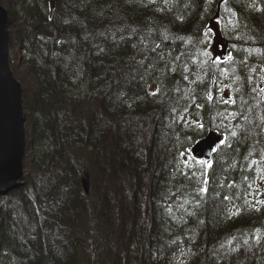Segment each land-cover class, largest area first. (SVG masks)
<instances>
[{
    "label": "trees",
    "instance_id": "obj_1",
    "mask_svg": "<svg viewBox=\"0 0 264 264\" xmlns=\"http://www.w3.org/2000/svg\"><path fill=\"white\" fill-rule=\"evenodd\" d=\"M36 2L50 12L35 13ZM0 3L9 25L25 20L10 63L33 82L24 97L30 166L2 194L28 200L0 216V227L10 223L0 264H264V0ZM216 27L226 58L210 47ZM213 123L223 139L207 162L191 149ZM152 126L156 147L144 160ZM121 207L117 229L100 235ZM39 210L87 229L85 248L55 243L46 216L36 237H11L33 228ZM75 231L67 243L82 239Z\"/></svg>",
    "mask_w": 264,
    "mask_h": 264
},
{
    "label": "water",
    "instance_id": "obj_2",
    "mask_svg": "<svg viewBox=\"0 0 264 264\" xmlns=\"http://www.w3.org/2000/svg\"><path fill=\"white\" fill-rule=\"evenodd\" d=\"M51 6H55V1H52ZM10 42L9 13L0 3V195L22 183L27 153L22 83L12 72ZM227 50L226 47L224 56L227 55ZM222 139L221 133L210 130L194 143L191 149L193 155L201 160L211 161Z\"/></svg>",
    "mask_w": 264,
    "mask_h": 264
},
{
    "label": "rangeland",
    "instance_id": "obj_3",
    "mask_svg": "<svg viewBox=\"0 0 264 264\" xmlns=\"http://www.w3.org/2000/svg\"><path fill=\"white\" fill-rule=\"evenodd\" d=\"M4 5V4H3ZM33 6L36 8L35 9V13H40L41 15L43 14V13H48V12H50V10H51V7H49V8H47V6H45V5H37V2L36 3H34L33 4ZM7 8V7H6ZM54 8H55V6L52 8L53 10H54ZM9 11V10H8ZM20 15H22L23 14V12L21 11V9H19V12H18ZM25 18V17H24ZM26 19V18H25ZM34 20H35V18H33ZM36 21V20H35ZM22 23H24L25 24V20H16L13 24H10L9 25V31H10V38H11V42H10V53L11 52H13V53H15L16 52V49L18 50V48L20 47V44H19V42H20V40H17L16 41V37H19L20 35H21V33L22 32H20V30L21 31H23V26L22 25H24V24H22ZM214 30V32H215V35H214V37L212 38V42H211V44H210V47L213 49V50H215L216 51V53H218V55H221V53H222V51H223V49H224V42H223V33H222V30L219 28V27H216V28H214L213 29ZM15 34H16V36H15ZM15 55V54H14ZM26 66V65H25ZM13 70V69H12ZM14 72V71H13ZM14 76H15V74H14ZM16 77V76H15ZM17 78V77H16ZM31 78V77H30ZM18 79V78H17ZM19 80V79H18ZM20 81V80H19ZM21 83H22V88H23V94H24V97H25V95H27L28 94V92L26 93V87H27V89H28V87H31V85L33 84V82H28L27 84H24V82L21 80ZM219 90V88H217V91ZM29 95H27V97H28ZM198 105V104H197ZM25 106V105H24ZM197 107H201V105H198ZM91 114V116L94 114V110H91L90 109V111H89V109H88V114L87 115H81L79 118L80 119H84V118H89V115ZM189 119L191 120V123H194L195 124V127L197 128V129H200V127L201 126H199V125H197V124H199V121H200V119H199V116H198V112H196V110H194V112H192V114H190V116H189ZM27 127V126H26ZM210 129H213V130H216L217 132H219V130L217 129V127H216V125L213 123V124H210ZM148 131L144 134V136L142 137V139H141V143H142V145H139L141 148H142V155L144 156V160H146L147 159V154L149 153V151H150V149L152 150L153 148H155L156 147V144H153L155 141H154V135H153V126L152 127H149L148 129H147ZM28 131V130H27ZM208 133H209V131H208ZM207 133V134H208ZM206 134V135H207ZM145 139V140H144ZM156 140V139H155ZM144 141H147V143L146 142H144ZM145 145H146V147H145ZM109 151H112V150H109ZM114 152H112V154H113ZM110 152H109V154H105L103 157H102V160L100 161L98 158H92L91 159V161L93 162V163H95V161L98 163V161H100L101 162V164L104 162V163H109V162H106V160H110L111 159V156H110ZM108 157V158H107ZM28 167L26 168V169H29V166H30V163L27 165ZM93 167V166H92ZM95 170V169H94ZM129 172V171H128ZM94 174H95V178H97V172H96V170L94 171ZM26 176H24V179L22 180V181H25V178ZM132 182V181H131ZM74 183H75V181H74ZM19 186H20V184H19ZM19 186H17V187H15V188H13V189H16V188H19ZM62 186H64V185H62L61 183H60V185L58 186L57 184H55L53 187H48L47 189H45V191L44 192H42L43 194H42V197H41V200H43V201H45L44 199H43V197H45V194H47V192L48 191H51V190H54V194L55 193H58V190L59 189H61V188H63ZM65 187H66V185H65ZM124 187H128V186H124ZM124 189V188H123ZM128 190H130V192L128 193V192H126V196L123 194V199H125V200H127V198H130L131 197V195L133 194V190H131V189H128ZM127 190V191H128ZM15 193H16V191H15ZM15 193H13L12 195H10L9 197H7L6 199L4 198V195H0V205L2 206V207H0V216H2V214L5 216V215H7L8 213H11V216L12 215H17V214H20L21 213V207H23V205H24V203L28 200V199H23V193H20V194H18V195H16L15 196ZM67 193H68V191H67ZM16 198H15V197ZM30 196H32V191H31V193H29V197ZM61 197V196H60ZM58 197V201H59V203H62V202H64L63 200H65V198H63V197ZM22 199V200H21ZM50 200V199H49ZM120 200V199H119ZM121 201V200H120ZM37 203V202H36ZM19 206H18V205ZM31 204V203H30ZM132 204H136L135 202L134 203H132ZM125 205H126V207H129V206H133V205H131V204H129V203H125ZM135 206V205H134ZM25 207V206H24ZM100 208V207H99ZM50 210H52V211H54V212H56V209H54V208H51ZM123 210H125V207H121L120 208V210L118 211V214H115V213H110L111 215H114V218H113V222H110V223H107V225H104V232H101L100 233V235H102L103 233H105V232H107L108 230L110 231V230H114V229H117V227L119 226V222H117V220H118V218H120V214H121V212L123 211ZM47 212L50 214V212L48 211V209H47ZM123 212H126V210L125 211H123ZM39 213H43L41 210H39L38 211V213L37 214H39ZM49 214H47V213H45V214H42V215H39V216H36V213L34 212V213H32V215L34 216V223L31 221V223L29 224V225H33V228H26L25 229V233L24 232H22V233H20V234H16V235H11V237H14V236H17V237H20V238H22V239H24L25 241H27L28 239H29V237H36V235H38V232H40V229L42 228V224L39 222V217H41V216H43V217H45L46 216V218H49ZM50 223H51V232L53 233V235H54V242L56 243H58L60 246L61 245H63V246H65L66 248H69V247H71V246H73L74 244H77L78 242L79 243H83L81 246H79L77 249L79 250L81 247L82 248H85L84 246H85V242H84V239L89 235V233L87 234V229H86V231L84 230V233H82V230L81 229H78L76 226H75V224H74V222L73 221H71V222H63L62 221V219L61 218H57V217H51L50 216ZM129 220V219H128ZM119 221V220H118ZM9 225L10 223L9 222H7L6 221V225ZM6 225H4V226H2V227H0V232H2V231H6V235L8 236L9 235V232H8V230L5 228V226ZM28 226V225H27ZM58 226H60V227H63V229H68L70 232H71V234H69V235H67V236H69V238L67 237V236H62L61 238L58 236V234L55 232V228L57 227V229H58ZM62 229V228H61ZM61 229H58V231H60ZM75 229L78 231V232H81L80 234H79V236L80 237H82V239L81 240H76L75 242H73V243H67L66 241H68L69 239H71L72 237H74V234H76L77 232L75 231ZM36 233V234H35ZM85 234H87V235H85ZM0 235H1V233H0ZM100 239V238H99ZM97 242H98V239H97ZM97 244V243H96ZM97 247V251H98V246H96ZM109 253V252H108ZM186 254L187 255H189V253L188 252H186L185 250H182V251H180L179 253H178V256H177V260L178 261H182L183 260V258L186 256ZM98 255H99V257H101V255L99 254V252H98ZM52 256V254L51 253H45L44 254V258L45 257H51Z\"/></svg>",
    "mask_w": 264,
    "mask_h": 264
},
{
    "label": "bare ground",
    "instance_id": "obj_4",
    "mask_svg": "<svg viewBox=\"0 0 264 264\" xmlns=\"http://www.w3.org/2000/svg\"><path fill=\"white\" fill-rule=\"evenodd\" d=\"M52 7V6H51ZM53 8V7H52ZM8 10V9H7ZM8 13H9V11H8ZM9 33H10V31H9ZM12 68V67H11ZM12 72H13V70H12ZM14 73V72H13ZM22 97H23V104L25 105V98H24V94H23V88H22ZM24 110H25V106H24ZM26 113V112H25ZM24 113V124H25V127H26V114ZM26 131H27V127H26ZM26 136H27V153H26V156H25V161H26V157H27V154H28V131H27V134H26ZM25 163V162H24ZM26 172V167L24 166V173ZM24 176H25V174H24Z\"/></svg>",
    "mask_w": 264,
    "mask_h": 264
},
{
    "label": "snow or ice",
    "instance_id": "obj_5",
    "mask_svg": "<svg viewBox=\"0 0 264 264\" xmlns=\"http://www.w3.org/2000/svg\"><path fill=\"white\" fill-rule=\"evenodd\" d=\"M232 102L234 103V101H232ZM225 103H228V101L226 100ZM201 127H202V125H201ZM202 163H204V162H202ZM208 166L211 167V164L209 163Z\"/></svg>",
    "mask_w": 264,
    "mask_h": 264
}]
</instances>
